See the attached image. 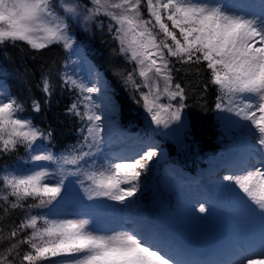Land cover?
<instances>
[{
	"label": "snow or ice",
	"instance_id": "1",
	"mask_svg": "<svg viewBox=\"0 0 264 264\" xmlns=\"http://www.w3.org/2000/svg\"><path fill=\"white\" fill-rule=\"evenodd\" d=\"M89 2L91 8L62 0H0V52L8 46L23 51L20 42L31 50L46 49L53 44L72 48L69 21L81 16L88 21L102 13L110 20L109 30L115 32L119 51L135 61V70L143 78V87L148 89L141 91L136 103H142L151 123L164 127L180 120L187 106L185 88L173 83L172 58L181 65L206 62L211 74L209 82L219 92L215 108L232 113L235 119H229L247 129L249 137L255 140L248 144L247 158L237 169L240 174L234 172L224 179L243 193L241 199L248 210L259 216L260 251L253 255L264 256V0L258 5L259 14L244 12L223 0ZM142 8L146 9L147 19ZM62 83L64 88L77 93L67 112L79 118L82 139L68 154L59 157L41 150L37 144L38 140L50 139L51 132L46 133L30 119L21 118L18 114L23 111L22 105L0 85V154L16 152L22 146L28 159L34 162L31 168L18 165L9 170L6 165L0 169L4 173L0 175V201L8 205L3 209L5 213L24 208L29 199L33 201L27 204L28 214L19 225L7 236L0 235V242L13 241L20 232L31 229L24 239L0 250V264H15L22 244L30 250L23 254L20 264H235L229 260L184 259L172 245L162 244L155 236L136 229L105 232L91 227L88 219H53L44 213L31 214L32 209L54 206L58 197L63 198L64 176L58 173L65 172V165L76 170L68 174L83 175L90 182L86 190L91 196L123 203L135 195L142 172L157 154L154 147H149L139 158L122 155L98 164L104 129L98 114L100 105L95 103L93 94L102 89L97 86L98 81L89 86L83 79H74L67 73ZM42 85L50 96L52 85L47 75L42 76ZM133 86L141 88L135 82ZM162 98L167 102H162ZM112 107L115 108L114 103ZM33 109L40 110L35 101ZM37 152L40 154H34ZM254 153L259 154V159ZM36 162H52L58 169L49 171ZM206 211L205 205L200 204L199 212ZM247 264L254 261L248 260Z\"/></svg>",
	"mask_w": 264,
	"mask_h": 264
},
{
	"label": "rangeland",
	"instance_id": "2",
	"mask_svg": "<svg viewBox=\"0 0 264 264\" xmlns=\"http://www.w3.org/2000/svg\"><path fill=\"white\" fill-rule=\"evenodd\" d=\"M62 2L92 7L89 0H62ZM223 2L238 6L244 12L254 11L259 14L260 11L258 7L260 0H223ZM252 5L257 7L249 8ZM144 17L148 18L146 9ZM69 23V35L74 43L72 48L65 49L66 61L62 78L67 73L74 79H83L89 86L98 81L97 86L102 89L100 93L93 94L95 103L100 105L98 114L102 117L104 129L98 164H105L111 160L115 157L114 153L119 151L118 148L126 147V143L133 144L136 148L135 158H139V155L149 147H154L157 154L148 161L147 169L142 172L135 195L127 198L123 203L108 197L91 196L86 190L90 182L83 175L68 174L75 173L76 170L72 165H65V172L58 173L64 176L63 198L58 197L59 202H54V206L32 209L31 214L44 213L53 219H88L91 221V227L105 232L136 229L145 235L155 236L162 244L172 245L181 255L186 251L184 258L187 260L192 258L191 261L228 260L238 250L242 256L235 261V264H240L241 260L243 264H247L248 260L254 261V264H264V256L253 255L254 252L260 251V218L248 210L244 200L241 199L243 193L231 187V182L224 179L234 172L240 174L237 169L247 158L248 144L255 143V140L249 137L247 129L237 126L229 119L233 117L232 113L215 109L214 118L219 130L218 140L222 143L221 149L217 150L215 155L202 154L196 142L191 141L185 109L181 112L180 120L164 127L151 123V117L143 108L144 123L134 131L121 130L117 121L118 111L113 91L102 74L84 57L83 48L75 32L71 31L73 26L75 29L84 30L105 27L115 35L114 30H109L110 20L101 13L92 20L85 21L81 16L79 20L74 19ZM118 44L120 46L119 41ZM132 62L136 67L135 61ZM133 82L140 84L144 92L148 91L143 87V78L139 77L136 70L129 77V83L133 85ZM0 85H3L1 81ZM162 102H167V99L162 98ZM113 103L115 108L112 107ZM18 115L25 118L20 113ZM118 135L124 136L122 142L117 141ZM81 139L80 135L79 141ZM78 142H74L70 148H65L61 152H52L41 140H38L37 144L41 150L50 151L59 157L68 154V150ZM166 142L170 143L175 154L169 153ZM254 156L259 159L258 153H254ZM192 161L197 163L194 167ZM33 163L26 155L18 163L16 161L15 165H9L8 169L18 165L31 168ZM36 163L48 167L49 171L58 169V165L52 162ZM250 163L254 164V161ZM191 167L193 170L189 169ZM148 170L151 172L147 173ZM3 174L2 172L1 175ZM13 199L10 197V200ZM200 204L205 205L206 212H199ZM176 224H181V227L175 228ZM165 234L171 241L162 238Z\"/></svg>",
	"mask_w": 264,
	"mask_h": 264
},
{
	"label": "trees",
	"instance_id": "3",
	"mask_svg": "<svg viewBox=\"0 0 264 264\" xmlns=\"http://www.w3.org/2000/svg\"><path fill=\"white\" fill-rule=\"evenodd\" d=\"M142 11L145 14L144 8ZM168 23L170 25V22ZM71 31L75 32L85 57L105 76L113 90L119 126L123 131L137 130L144 121L142 103L138 104L136 101L140 99V93L144 90L141 88L137 90L129 83V74L132 75L136 69L134 63L127 56H123L119 51L118 41L114 38L115 35L105 27L84 30L75 29L73 26ZM20 46L23 47V51L19 47L8 46L6 51L0 52V81L11 97L22 105L21 116L30 119L42 131L51 132V138L42 140L43 143H46L52 152H61L79 141L78 129L81 127L79 118L67 112L77 93L64 88L62 83V67L66 61L65 49L61 44H53L42 50H31L23 42H20ZM172 64L173 83H180L186 91L187 106L184 109L188 119L189 137L191 141L196 142L202 154H216L222 147L214 118L219 92L217 86L209 82L211 74L206 68V62L199 65H181L172 58ZM175 68H179L180 71H175ZM44 75L49 77L52 85L50 96L43 91ZM34 101L39 104V111H34ZM165 145L168 146L169 153L175 154L169 142ZM25 156V149L22 146L16 152L0 154V169L6 165H15L16 161L18 163ZM192 163V167L197 164L196 161ZM192 167L189 169L193 170ZM195 170L197 172V169ZM24 203V208L9 209L5 213L3 209L8 205L0 201V228L3 229L0 235L7 236L11 229L25 218L28 214L27 204L33 201L29 199ZM30 232V229H25L15 240L24 239ZM15 240L0 242V250L7 248ZM29 250L28 245L22 244L18 249L20 256L17 257L15 264H20L23 254Z\"/></svg>",
	"mask_w": 264,
	"mask_h": 264
},
{
	"label": "bare ground",
	"instance_id": "4",
	"mask_svg": "<svg viewBox=\"0 0 264 264\" xmlns=\"http://www.w3.org/2000/svg\"><path fill=\"white\" fill-rule=\"evenodd\" d=\"M162 235V234H161ZM164 240H166V239H168V240H170L169 239V237H167V235L165 234L163 237H162ZM171 241V240H170ZM241 256H240V254L236 251L233 255H232V257L229 259V261H236V260H239L238 258H240Z\"/></svg>",
	"mask_w": 264,
	"mask_h": 264
}]
</instances>
